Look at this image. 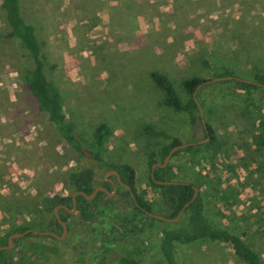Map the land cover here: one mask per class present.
<instances>
[{
	"label": "rangeland",
	"instance_id": "rangeland-1",
	"mask_svg": "<svg viewBox=\"0 0 264 264\" xmlns=\"http://www.w3.org/2000/svg\"><path fill=\"white\" fill-rule=\"evenodd\" d=\"M1 2V0H0ZM24 14L39 24L47 58L46 74L84 151L104 125L110 135L102 163L71 149L46 125L17 70L14 40L0 10V239L18 225L50 231L53 213L39 204L44 196L68 195L70 170L91 169L100 187L110 167L130 165L136 188L154 213L167 216L159 192L149 183V154L160 162V148L201 141L203 123L213 131L210 149L195 157L178 150L169 164L177 180L194 184L205 200L206 216L243 237L264 264V157L259 120L264 88L245 91L235 83H209L199 89L202 121L163 104L151 72L166 76L179 98L190 95L183 80H210L228 70L243 80L264 74V0H22ZM201 61H207L210 68ZM161 133L145 132V127ZM201 145V144H199ZM177 152V151H176ZM113 176V175H112ZM112 180V179H111ZM110 183V182H109ZM94 216L75 213L62 239L19 238L9 250L15 259L32 242L53 247L49 264H116L139 247L141 264H166L160 251L162 223L126 232L137 213L124 194L89 200ZM164 222V221H160ZM116 226L118 229L113 230ZM179 264H246L231 246L201 240L175 244Z\"/></svg>",
	"mask_w": 264,
	"mask_h": 264
},
{
	"label": "trees",
	"instance_id": "trees-1",
	"mask_svg": "<svg viewBox=\"0 0 264 264\" xmlns=\"http://www.w3.org/2000/svg\"><path fill=\"white\" fill-rule=\"evenodd\" d=\"M0 10L3 14L5 23L9 28L7 35L1 38H11L14 40L17 48V70L19 79L24 88L29 92L34 99L37 110L44 116L46 125H50L59 140L75 150L84 157L93 159L98 163H102L101 149L104 141L110 135V131L104 126L100 125L95 130L92 137V151L87 153L76 138L62 104L61 96L46 74L47 58L43 50V44L39 36V24L35 21L29 20L24 14L22 0H1ZM204 67L210 68L207 61H201ZM233 76L228 70L215 71L212 77H227ZM150 77L155 86L164 92L163 104L171 107L176 111L184 112L189 115L191 124H195L196 119L200 118L198 107L192 98V93L195 88L202 82L206 81L200 78H188L183 80V87L189 93L190 97L186 102H183L176 94L169 79L159 73L151 72ZM235 77V76H233ZM237 78V77H236ZM253 82L264 84V74H256ZM235 83L242 90H256L259 86L238 81L230 80ZM199 91L197 92V99L199 100ZM206 125V124H205ZM206 137H210V141L204 144H197L185 148L186 151H193L195 157H198L203 152L210 149L214 141L213 131L209 125H206ZM205 130V129H204ZM145 132H150L155 135H161L157 131H153L149 126L145 127ZM180 145L176 140L171 145L160 148L159 155L162 163L169 151L174 147ZM259 146L264 157V118L259 120ZM179 151L173 154L176 155ZM149 158V183L155 188L162 199V204L168 210V215L165 217L174 218L181 210V208L192 198L194 190L198 189L194 184L185 181L177 180V173L170 164L166 167H156L153 171L154 180L162 182H172V184H156L150 176L151 166L157 163L155 153H151ZM264 168V167H263ZM110 170L117 172L120 182L128 186L138 204L132 199L130 192L117 183L116 176H111L115 182L116 188H124V194L129 198L134 205L137 213L143 214V217L138 218L133 214L128 220V227H118L124 229L126 232L134 233L141 232L144 227H152L157 223H162L160 228L161 240L160 251L166 261V264H179L175 244L187 245L201 240H210L213 242H222L229 244L234 254L239 257L246 264H262L261 258L256 251H254L243 239L242 236L230 232L227 228L219 223L210 220L205 214V200L198 191L195 200L183 211L180 219L177 222H160L153 217H150L146 212L154 213L152 206L141 198L136 188V175L134 169L128 164H121L118 167H110ZM65 190L68 195H52L44 196L40 199L39 204L42 209L48 213H53L55 207L60 206L58 215L60 219L67 224L68 219L72 216L67 210L73 208L72 195L76 192H83L86 195H91L96 187L93 186V171L91 169L70 170L64 179ZM101 187L109 192L113 187L111 183L104 181ZM107 196L104 192L99 191L95 199ZM75 215L82 221L89 222L93 219L94 213L90 202L85 200L82 195L76 197ZM53 228L50 231L57 235H61L62 227L56 220L53 213ZM116 226L113 230L118 229ZM31 229L28 226L18 225L11 228L9 234L0 239V246L7 245L9 236L13 233H23ZM26 237H42L52 238L51 235H35L28 233ZM19 239L14 240V245L18 243ZM57 254L56 250L39 242H32L27 249L22 252L17 258H13L9 251H0V264H49L52 256ZM100 264V263H99ZM116 264H141V251L139 247L128 249L126 253L120 256Z\"/></svg>",
	"mask_w": 264,
	"mask_h": 264
},
{
	"label": "water",
	"instance_id": "water-1",
	"mask_svg": "<svg viewBox=\"0 0 264 264\" xmlns=\"http://www.w3.org/2000/svg\"><path fill=\"white\" fill-rule=\"evenodd\" d=\"M232 79H235V80H238V81H243V82L250 83V84H254V85H257V86H259V87H263V88H264V84H259V83L253 82V81H251V80H243V79H239V78H236V77H233V76H227V77H216V78H212V79H210V80H206V81L202 82L200 85H198V86L195 88L194 92L192 93V98H193V100L195 101V103H196V105H197V107H198L199 116H200V119H201L202 121L204 120V117H203V109H202V106H201L200 102H199L198 99H197V92L199 91V89H201L203 86H205L206 84H209V83L221 82V81H230V80H232ZM203 127H204L205 131H207V128H206L205 123H203ZM209 141H210V137H207V138H205V139H203V140H201V141H197V142H193V143H188V144H180V145L174 146V147L169 151L168 155L164 158V160H163L162 163H158V162H157V163L152 164V166H151V171H150V176H151V178L154 180V175H153V171H154V169H155L156 167H163V168L166 167V166L169 164V161H170L172 155H173L176 151L181 150V149H184V148H187V147H189V146H195V145H197V144H204V143H207V142H209ZM108 175H109V176H112V175H113V176H116L117 183H118L120 186L124 187L126 190H128V191L130 192V195H131L132 199H133L134 202H135V206L138 207V204H137V202H136V199H135V197H134V194L132 193V191L130 190V188H129L128 186H126V185L122 184V182H120L117 172L114 171V170H111V171H109V172L107 173V176H108ZM106 180H108V181L111 183L112 187H113V189H112L111 192H109L108 190H106L105 188H103V187H101V186L95 188L91 195H86V194L83 193V192H76V193H74V194L72 195L73 208H72L71 210H67V211L70 212V213H74L75 208H76V197H77L78 195H82V196L85 198V200H87V201H89V200L95 198L96 195H97V193H98L99 191H102V192H104L106 195H109V196L114 195L115 190H116L115 182H114L113 180L107 178V177H106ZM154 182H155L156 184H164V185L172 184V182H162V181H157V180H154ZM197 194H198V189H195V190H194V194H193L192 198L190 199V201H188V202H187V203L181 208V210L178 212V214H177L176 217H174V218H168V217L160 216V215L153 214V213H149V212H146V214L149 215L150 217H153V218H155V219H157V220H160V221H164V222H177V221L180 219V217H181L183 211H184V210H185V209H186V208H187V207H188V206H189V205L195 200V198L197 197ZM59 209H60V206L55 207V209H54V215H55L56 220L59 222V224H60L61 227H62L61 235H57V234L52 233V232H37V231H34V230H30V229L27 230V231H25V232H23V233H13V234H11V235L9 236V238H8V240H7V245H5V246H0V251H2V250L9 251V250L13 247V244H14V240H15V239L22 238L23 236H26L28 233H33V234H35V235H51L52 237H55V238H57V239H62V238H64L65 235L67 234L68 228H67V224H66L65 222H63V221L60 219L59 215H58V210H59Z\"/></svg>",
	"mask_w": 264,
	"mask_h": 264
}]
</instances>
